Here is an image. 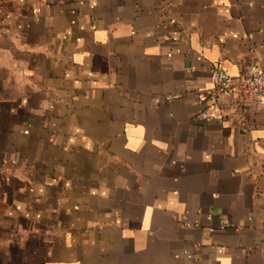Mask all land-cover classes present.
I'll use <instances>...</instances> for the list:
<instances>
[{"label": "crops", "instance_id": "crops-1", "mask_svg": "<svg viewBox=\"0 0 264 264\" xmlns=\"http://www.w3.org/2000/svg\"><path fill=\"white\" fill-rule=\"evenodd\" d=\"M264 0H0V264H264Z\"/></svg>", "mask_w": 264, "mask_h": 264}, {"label": "built area", "instance_id": "built-area-1", "mask_svg": "<svg viewBox=\"0 0 264 264\" xmlns=\"http://www.w3.org/2000/svg\"><path fill=\"white\" fill-rule=\"evenodd\" d=\"M210 79L213 87L200 94L197 99L199 111L195 118L198 121L209 119L207 103L217 94L235 99L241 107L252 98L264 100V71L252 63L243 65L237 76H232L223 67L216 66L210 72Z\"/></svg>", "mask_w": 264, "mask_h": 264}]
</instances>
